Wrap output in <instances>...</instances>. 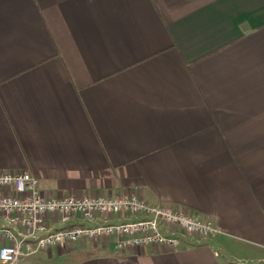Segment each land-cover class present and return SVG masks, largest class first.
I'll return each instance as SVG.
<instances>
[{
  "label": "crops",
  "instance_id": "crops-1",
  "mask_svg": "<svg viewBox=\"0 0 264 264\" xmlns=\"http://www.w3.org/2000/svg\"><path fill=\"white\" fill-rule=\"evenodd\" d=\"M17 172L218 230L18 264H264V0H0V173Z\"/></svg>",
  "mask_w": 264,
  "mask_h": 264
},
{
  "label": "built area",
  "instance_id": "built-area-1",
  "mask_svg": "<svg viewBox=\"0 0 264 264\" xmlns=\"http://www.w3.org/2000/svg\"><path fill=\"white\" fill-rule=\"evenodd\" d=\"M217 234L209 219L134 195L42 197L30 173H0V264H18L50 247L83 240L112 241L116 251L177 249L182 238Z\"/></svg>",
  "mask_w": 264,
  "mask_h": 264
},
{
  "label": "rangeland",
  "instance_id": "rangeland-1",
  "mask_svg": "<svg viewBox=\"0 0 264 264\" xmlns=\"http://www.w3.org/2000/svg\"><path fill=\"white\" fill-rule=\"evenodd\" d=\"M41 196H42V197H45L46 195H44V194L41 193ZM104 242H106V241L104 240ZM79 243H80V242H77V243H74L73 245H74V246H78ZM231 260H232V259H231ZM232 262H233L234 264H247V261H245V260H241V259H233Z\"/></svg>",
  "mask_w": 264,
  "mask_h": 264
}]
</instances>
